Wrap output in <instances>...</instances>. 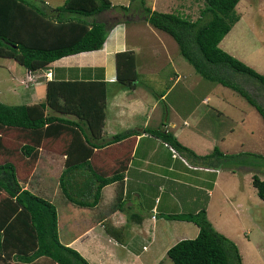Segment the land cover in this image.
<instances>
[{
    "label": "crops",
    "instance_id": "obj_1",
    "mask_svg": "<svg viewBox=\"0 0 264 264\" xmlns=\"http://www.w3.org/2000/svg\"><path fill=\"white\" fill-rule=\"evenodd\" d=\"M151 8L156 7L151 5ZM94 19L115 22L100 48L56 58L46 64L52 70L50 78L41 75L31 82L26 81L25 67L12 58L10 77L0 83V88L26 96L28 102L25 104H31L44 98L49 79L103 82V127L97 138L92 136V142L102 145L94 148L90 161L104 174L119 170L120 175L101 187L94 205H80L69 200L61 189L59 176L65 167V149L72 135L62 132L41 140L35 162L55 165L57 180L48 188L44 181H32V176L20 177L17 169L19 182L55 204L59 239L76 248L91 264H156L160 260L169 264L165 259L168 247L179 239L196 236L199 227L191 220L170 218L167 214L198 211L205 206L212 223L210 208L213 201L216 203L214 197L219 191L223 199H228L229 195L220 180L224 173L221 159L226 158L227 151L217 145L219 134L217 136L212 126H202L201 121L210 117L206 110L209 105L205 102L209 101L208 95L202 94L197 100L196 93L188 90L185 85L187 72L175 63L180 53L178 44L169 33L138 15L122 14L113 6L96 13ZM119 51L133 54L137 71L134 86L122 84L117 79L115 55ZM166 66L169 70L165 76L163 67ZM159 73L157 87V83L151 84L148 76ZM176 86L181 89L177 90ZM100 87L99 84L97 89ZM190 96L192 100L186 103ZM209 107L217 116L222 113L214 106ZM49 111L76 119L78 126L87 132L84 119L71 113ZM157 128L172 132L192 152L176 148L173 152L171 145L150 133L149 130ZM127 130L135 132L115 141V133ZM230 130L233 131V127ZM47 140L61 142L62 153L56 148L45 150L43 146ZM20 141V144L24 142ZM20 144L17 148L9 147L15 152L8 159L23 163L18 150ZM215 147L221 155L219 152L213 154ZM230 171L235 169L232 167ZM86 175L90 183L82 187L80 184L86 182ZM91 175L88 166L70 171L67 175L70 191L91 200L94 191ZM2 257L3 254L0 264H14L13 259L5 262Z\"/></svg>",
    "mask_w": 264,
    "mask_h": 264
},
{
    "label": "trees",
    "instance_id": "obj_2",
    "mask_svg": "<svg viewBox=\"0 0 264 264\" xmlns=\"http://www.w3.org/2000/svg\"><path fill=\"white\" fill-rule=\"evenodd\" d=\"M139 1L135 8L136 5L131 3L113 5L111 0H64L54 6L45 0H0V56L14 58L26 69L34 71L63 55L100 48L114 21L96 20L94 15L113 6L122 14L138 15L169 33L176 40L179 52L197 73L238 91L255 106L264 120V105L232 77L237 73L247 74L264 88V72L257 71L219 45L240 18L236 11L239 0H204L196 18L151 8L145 0ZM115 63L117 79L122 84L134 86L137 71L133 54L119 51ZM102 83L49 79L42 100L31 104H10L0 100V152L6 156L0 161V255L3 254L5 262L13 259L14 264H36L37 260L46 259L48 264H91L76 248L59 239L55 204L20 184L18 163L8 159L15 151L3 143L2 132L14 129L22 137L24 142L18 150L24 166L36 162L43 138L56 137L62 132L71 134L59 184L69 200L80 205H94L101 187L120 175L119 170L104 174L90 161L94 148L102 145L92 142V136L97 138L101 134L105 116ZM99 84L101 87L97 89ZM48 109L84 119L87 132L78 126L76 119L52 114ZM149 131L179 151L192 152L169 130ZM133 132L115 133L114 139L119 140ZM214 152L222 154L217 147ZM84 166L89 167L94 181L91 200L84 199L82 194L77 196L69 189L68 173ZM88 178L86 175V182L80 186L89 184ZM251 181L259 197L264 199V178L253 174ZM167 216L191 220L199 227L196 236L179 239L168 247L166 254L173 264H242L237 245L212 225L205 206L198 211L169 213ZM156 264L166 263L160 260Z\"/></svg>",
    "mask_w": 264,
    "mask_h": 264
},
{
    "label": "rangeland",
    "instance_id": "obj_3",
    "mask_svg": "<svg viewBox=\"0 0 264 264\" xmlns=\"http://www.w3.org/2000/svg\"><path fill=\"white\" fill-rule=\"evenodd\" d=\"M45 1L54 6L61 4L64 0ZM111 2L115 5L131 3L136 5L135 8L140 3L139 0H111ZM145 4L150 7L154 5L156 9L162 11L180 12L182 15L196 18L199 7L204 5V0H145ZM115 8L116 11L121 12L117 7ZM236 11L241 15L240 19L223 36L219 45L257 71L264 72V0H239L236 4ZM137 13L136 11L135 14ZM162 34L167 35L164 32ZM177 55L176 65L188 75V82L185 83L188 90L196 93L197 100L206 93L209 101L205 102L209 106L218 108V111H222L217 116L215 115L216 111L208 106L206 108L207 115L212 119L209 117L210 122L205 118L201 121L204 128L206 125L212 126L217 136L219 134V137L216 138L217 145L221 150L228 152L225 154L226 158L221 159L224 173L220 180L223 189H227L229 195L228 199H223L222 196L220 197L219 191L214 197L216 203L213 201L210 208L212 223L219 231L227 232V236L235 242L241 254L242 264H264V199L259 197L256 187L251 181L253 174L264 178V120L255 106L238 91L203 78L182 54ZM12 61V58L0 56V83L10 77ZM163 68L166 76L169 67ZM23 73L26 75V68ZM160 74L148 76L152 85L157 83L158 87ZM232 77L264 105V88L258 84L259 82L255 78L243 73H237ZM139 87L145 89L144 85ZM0 89L1 92L4 88ZM142 89L138 88L139 91ZM179 89L181 88L178 87L177 90ZM4 90L0 93L1 101L10 104L28 102L26 96ZM191 100L192 96H190V100L188 97L186 103ZM203 106L206 107V104ZM231 127H233V131L230 130ZM20 137L14 129L2 132L3 143L8 147L17 148L21 142ZM43 148L48 151H53L55 148L60 149L62 153L63 145L58 140H47ZM5 157V153L0 152V161H3ZM17 163V169L20 171L18 174L22 178L32 176V181H36V183L44 181L48 188L53 180L54 182L57 180L56 166L51 163L41 161L26 167L22 162ZM232 167L235 169L234 172L230 171ZM232 181L234 184H231ZM227 182L229 183L227 184ZM54 201L57 205L59 204L58 200ZM165 259L169 264H173L168 256ZM38 263L48 264L46 259H40Z\"/></svg>",
    "mask_w": 264,
    "mask_h": 264
},
{
    "label": "built area",
    "instance_id": "obj_4",
    "mask_svg": "<svg viewBox=\"0 0 264 264\" xmlns=\"http://www.w3.org/2000/svg\"><path fill=\"white\" fill-rule=\"evenodd\" d=\"M52 74V70L51 67H49L48 65L42 66L41 68L37 69V70H29L27 69L26 71V81L27 82H31L37 79V77L43 75L46 78H50ZM171 150L174 152L175 149L174 147L170 146Z\"/></svg>",
    "mask_w": 264,
    "mask_h": 264
}]
</instances>
